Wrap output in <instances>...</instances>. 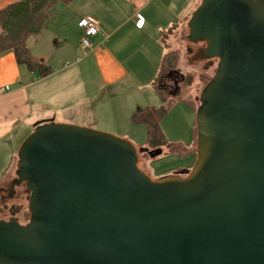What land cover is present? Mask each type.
<instances>
[{"label": "water", "instance_id": "obj_1", "mask_svg": "<svg viewBox=\"0 0 264 264\" xmlns=\"http://www.w3.org/2000/svg\"><path fill=\"white\" fill-rule=\"evenodd\" d=\"M189 29L219 60L192 173L155 180L141 155L161 148L39 122L13 182L30 218L0 221V264H264V0H203Z\"/></svg>", "mask_w": 264, "mask_h": 264}, {"label": "crops", "instance_id": "obj_2", "mask_svg": "<svg viewBox=\"0 0 264 264\" xmlns=\"http://www.w3.org/2000/svg\"><path fill=\"white\" fill-rule=\"evenodd\" d=\"M16 1L0 0V10ZM202 1L58 3L46 29L26 42L32 56L50 68L48 76L40 78L19 65L13 52L0 56V153L17 158L36 124L52 119L127 140L122 134L132 126L142 127L149 142L146 126L135 124L133 116L160 107L157 81L169 40L174 34L190 33L189 22ZM137 14L144 21L141 28L136 26ZM87 16L95 18L101 30L90 37L88 53L82 49L83 31L78 26ZM55 19L61 25L52 26Z\"/></svg>", "mask_w": 264, "mask_h": 264}, {"label": "rangeland", "instance_id": "obj_3", "mask_svg": "<svg viewBox=\"0 0 264 264\" xmlns=\"http://www.w3.org/2000/svg\"><path fill=\"white\" fill-rule=\"evenodd\" d=\"M53 23L52 26H58L62 22L55 19ZM173 36L174 39L169 40L170 45L167 49L168 54H172L170 57H174L175 61L172 63V68L171 66L165 67L162 76L173 71L179 77L181 84L179 85L180 92H177L178 95L168 96L170 90H167L168 92L164 95L165 98L167 96L164 106L168 109V113L159 124L167 143L161 147L163 154L157 158L152 159L147 154L141 155V169L155 180L164 177L186 178L192 173L198 160L197 113L201 105L200 97L205 86L212 80L219 63L216 58L202 59L199 56L202 54L201 51L206 50L207 44L205 42L192 43L190 33L180 32ZM132 127H128L129 132L122 134L129 138V140H125L131 142L138 149L154 150L153 145L146 140L144 128ZM106 134L124 139L108 132ZM18 153L19 149L17 158L12 153H0V155H4L0 156V207L3 208L4 204L10 205V203L23 206L21 222L25 225L30 218L27 201L30 192L27 190L26 184L17 190L21 191L23 196V201L20 202H10L7 192L2 191L3 188H7L12 179L17 178ZM10 155H13L15 159ZM7 198L8 200L5 202ZM26 214H29V217H26Z\"/></svg>", "mask_w": 264, "mask_h": 264}, {"label": "trees", "instance_id": "obj_4", "mask_svg": "<svg viewBox=\"0 0 264 264\" xmlns=\"http://www.w3.org/2000/svg\"><path fill=\"white\" fill-rule=\"evenodd\" d=\"M74 0H18L4 9L0 10V56L13 52L19 65L26 66L31 72L37 73L40 78H44L51 73L50 68L32 56L27 47V40L30 37L38 36L46 27L58 3L71 4ZM174 28L168 31V35ZM172 54H167L161 64V72L158 83V95L162 106L154 111L145 110L133 116L135 124L145 125L148 133V141L154 149L166 145L165 137L162 133L159 122L167 116L168 109L167 92L161 84V79L165 77L164 69L174 63ZM160 84V85H159ZM167 95V94H166ZM170 94L168 93V96ZM171 96V95H170ZM29 217V214H26Z\"/></svg>", "mask_w": 264, "mask_h": 264}, {"label": "flooded vegetation", "instance_id": "obj_5", "mask_svg": "<svg viewBox=\"0 0 264 264\" xmlns=\"http://www.w3.org/2000/svg\"><path fill=\"white\" fill-rule=\"evenodd\" d=\"M207 47V46H206ZM202 54H200L199 56H201L202 59L205 51H201ZM204 53V54H203ZM215 75V74H214ZM162 84L161 86L163 87V89L170 90V95L176 96L178 95L177 92H180V88L179 85L181 84L179 81V77L176 76V74L171 71L170 74L165 75V77L162 80ZM174 90V91H173ZM176 91V92H175ZM16 180V178L12 179L10 181V184H8L7 188H3L2 191H6L7 192V196L9 197V201L10 202H20L23 201V196L21 195V191H17L20 187H22V185L24 186V184L17 186V185H13V182ZM8 198L5 200V202H7ZM28 201V198H27ZM23 212V206L21 205H12L10 203V205L8 204H4L3 208L0 207V221H6V222H10V221H18L19 223L22 224L21 222V213Z\"/></svg>", "mask_w": 264, "mask_h": 264}, {"label": "built area", "instance_id": "obj_6", "mask_svg": "<svg viewBox=\"0 0 264 264\" xmlns=\"http://www.w3.org/2000/svg\"><path fill=\"white\" fill-rule=\"evenodd\" d=\"M136 17L138 20L136 23V26L138 28H141L144 23L142 16L137 14ZM78 26L83 31V38H82V45H81L82 49L86 53H88L92 48V44L89 40L90 37L96 36L101 33L99 23L95 18L91 16H87L80 20Z\"/></svg>", "mask_w": 264, "mask_h": 264}]
</instances>
